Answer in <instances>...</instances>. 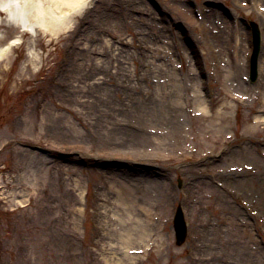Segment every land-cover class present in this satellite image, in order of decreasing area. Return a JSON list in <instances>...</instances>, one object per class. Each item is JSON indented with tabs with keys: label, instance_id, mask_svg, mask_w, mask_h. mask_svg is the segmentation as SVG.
<instances>
[{
	"label": "rangeland",
	"instance_id": "1",
	"mask_svg": "<svg viewBox=\"0 0 264 264\" xmlns=\"http://www.w3.org/2000/svg\"><path fill=\"white\" fill-rule=\"evenodd\" d=\"M118 1L100 35L95 1L57 36L2 19L0 264H264V0Z\"/></svg>",
	"mask_w": 264,
	"mask_h": 264
},
{
	"label": "bare ground",
	"instance_id": "2",
	"mask_svg": "<svg viewBox=\"0 0 264 264\" xmlns=\"http://www.w3.org/2000/svg\"><path fill=\"white\" fill-rule=\"evenodd\" d=\"M92 1L97 2L93 5L95 7H93L94 10L91 9V12H94L92 15L94 23L93 28L94 30H97L100 35L101 29L103 30L104 28L103 26H105L106 24L108 25L111 20L110 12L107 11L104 6L105 0H0V25L2 26V19H4L12 25L16 26L21 32L22 30L28 31L35 35L38 31H41L43 33L57 36L61 33L66 32L72 26H76V22H73L72 20L75 17L77 18L78 16L86 14L89 11V8L91 7L89 5ZM130 1L131 0H126V2ZM106 2H108V0H106ZM117 2L119 1L117 0ZM236 3L238 6H243V8L247 6L246 1L236 0ZM194 12L195 11H191L194 17L191 14L185 15L192 20H195V18H197V20L200 19V21L207 23V26L210 25L211 28L215 31L216 36L220 37L218 38V46L221 45L223 42L224 34L227 31V26H225V24L223 23L225 22L227 25V20H224V22L221 21L220 23L222 24H218L216 20L217 24H212L210 17L204 16V14H195ZM114 13H116L114 16V27L115 30L119 31L121 27L125 26V21L123 18H121L120 11H114ZM219 17H223L222 11L220 12ZM180 29L185 30L184 25H182ZM249 30L250 29H248V31ZM180 34L182 33L180 32ZM3 36L4 35L0 33V41L2 40ZM170 36L175 37V35L171 32L170 35H165L166 38ZM184 37L185 36H182V38ZM247 37L249 38V34H247ZM148 40L150 41L149 38ZM251 40L252 36L250 37V53L252 49ZM18 41L19 39L15 38L9 41L7 40L5 44L0 45L1 58L4 57L11 48V46L17 43ZM118 41L119 40H117V42ZM151 42H154L152 38ZM250 53H248L247 55V66H249L250 62ZM131 55L132 52H129V50H125L124 58L131 59ZM94 68L95 74L93 75L97 74V76L101 78L99 82H96L97 84L105 82L108 79L107 77L111 76V74L105 73L104 69H102L105 68L102 63H95ZM113 72L117 73V69L115 68V71ZM105 122H108V119H106ZM109 123L112 124L111 122ZM118 123L122 126L121 128H126V124H121L120 121ZM104 124L106 123L103 122V125ZM114 125L116 124L114 123Z\"/></svg>",
	"mask_w": 264,
	"mask_h": 264
},
{
	"label": "water",
	"instance_id": "3",
	"mask_svg": "<svg viewBox=\"0 0 264 264\" xmlns=\"http://www.w3.org/2000/svg\"><path fill=\"white\" fill-rule=\"evenodd\" d=\"M177 242L180 243L183 238H184V231H183V226H182V220H181V214H178V221H177Z\"/></svg>",
	"mask_w": 264,
	"mask_h": 264
}]
</instances>
